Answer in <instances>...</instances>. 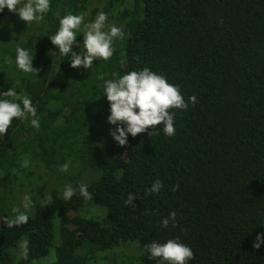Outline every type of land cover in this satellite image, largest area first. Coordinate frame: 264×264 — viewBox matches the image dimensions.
<instances>
[{"label":"trees","instance_id":"obj_1","mask_svg":"<svg viewBox=\"0 0 264 264\" xmlns=\"http://www.w3.org/2000/svg\"><path fill=\"white\" fill-rule=\"evenodd\" d=\"M98 12L107 14L105 31L114 25L124 36L108 61L72 68L50 36L65 15L91 23ZM77 43L84 51L82 31ZM17 47L33 55L31 72L17 67ZM145 67L179 86L189 106L170 110L174 136L160 125L120 146L104 84ZM9 88L31 99L40 127L29 115L0 137V264H159L145 245L177 238L194 252L188 264H264V243L252 247L264 233V0H106L101 8L50 0L29 24L5 8L0 94ZM156 180L161 191L148 194ZM19 181L29 210L13 197ZM68 185L77 193L65 200ZM129 193L135 208L124 203ZM13 208L28 223L8 228ZM173 211L177 226L163 227Z\"/></svg>","mask_w":264,"mask_h":264},{"label":"clouds","instance_id":"obj_2","mask_svg":"<svg viewBox=\"0 0 264 264\" xmlns=\"http://www.w3.org/2000/svg\"><path fill=\"white\" fill-rule=\"evenodd\" d=\"M5 8L17 13L22 21L29 24L39 22L44 18V14L50 10V0H26V2L23 0H0V12H3ZM84 15L83 13L65 15L59 21L57 33L50 36V40L63 57L70 58L72 68L83 67L87 70L92 67L95 60L108 61L113 56L114 41L122 39L124 32L114 25L105 31L108 17L104 12H100L91 23H84ZM80 31L83 33L84 51L77 52L73 50V46L81 48L77 43V32ZM16 53L17 67L25 73L31 72L34 69L33 55L22 47H17ZM98 78L104 79L103 76ZM104 91V96L107 97L110 104V115L107 120L111 125L116 126L110 130V135L120 146L127 145L128 134L135 138L138 134L147 132L151 136L160 125H163L162 131L165 135L174 136L176 133L175 113L170 110L186 111L189 106L181 94L179 86L169 83L166 77L147 67L141 71H131L115 80H106ZM0 96L10 98L0 99V137L7 134L13 119L24 120L30 115L33 117L31 125L36 128L40 127L38 119L35 118L37 109L28 96H21L12 88ZM189 101L193 106L197 103L195 96L189 97ZM149 129L152 131H148ZM28 163L25 160L22 167H28ZM68 167V164H64L60 167V171L66 172ZM162 187V182L156 180L147 192L148 194H158ZM78 191L85 199L92 198L86 185H80ZM76 193L77 189L68 185L63 193L64 199L70 200ZM135 200V195L129 193L124 203L126 206L135 208ZM32 206L31 198L25 195L23 208L29 210ZM13 212L16 213L15 217L13 219L6 218L4 221L8 228L28 223L29 217L26 212H21L18 208H13ZM176 215V212H171L168 218L162 220V226L167 228L171 222L172 226L176 227ZM262 243H264V233H257L252 247L259 249ZM20 246L22 258L27 260L29 257L28 242L23 241ZM145 247L148 248L151 258H159V264H188V261L195 258L192 249L181 243L178 238L169 239L166 243L152 242Z\"/></svg>","mask_w":264,"mask_h":264},{"label":"rangeland","instance_id":"obj_3","mask_svg":"<svg viewBox=\"0 0 264 264\" xmlns=\"http://www.w3.org/2000/svg\"><path fill=\"white\" fill-rule=\"evenodd\" d=\"M93 1V4L94 5H96V6H98L99 8H101L102 7V5H104L105 3H106V0H92ZM93 7V6H92ZM100 12H98L97 13V15L99 14ZM88 16V15H87ZM87 16H84V18L85 17H87ZM33 178V177H32ZM66 181V180H65ZM28 188V185H27V183H25V182H23L22 184H21V182L19 181V182H17L15 185H14V192H16L17 193V195L15 194V193H13V197L15 198V200H16V204H18V205H21V204H23V195L25 194H27L26 192H24L26 189ZM89 211L91 212V213H94L95 214V212H102L100 209H98V208H96V207H91L90 209H89ZM57 241V237H55V240H54V243Z\"/></svg>","mask_w":264,"mask_h":264}]
</instances>
